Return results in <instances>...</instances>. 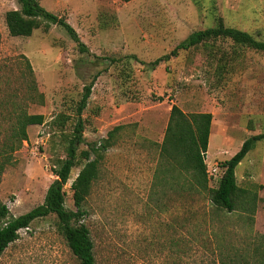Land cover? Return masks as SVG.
<instances>
[{
    "label": "rangeland",
    "instance_id": "obj_1",
    "mask_svg": "<svg viewBox=\"0 0 264 264\" xmlns=\"http://www.w3.org/2000/svg\"><path fill=\"white\" fill-rule=\"evenodd\" d=\"M37 2L71 25L88 51L80 53L57 24L42 26L29 38L11 37L4 15L18 9L19 2L0 0V58L27 57L44 94L43 105L28 110L43 115L44 124L28 128L27 141L1 177L0 200L10 214L18 217L43 203L55 179L54 161L64 148L51 120L60 113L68 116L64 131L71 133L83 85L94 77L81 115L80 150L124 126L104 154L84 204L83 223L97 264H213L218 247L242 254L264 242V139L235 169L237 185L257 196L252 221L239 211L217 217L204 193L163 191L154 178L172 105L185 113L212 115L205 154L210 188L221 175L218 163L231 158L247 138L264 133V53L241 49L233 59L230 42L218 40L216 46L231 59L223 78L215 72L210 48L170 55L190 33L213 27L216 17L264 41V0ZM83 162L64 186L69 210L75 209L70 185ZM0 264L78 263L49 216L19 231Z\"/></svg>",
    "mask_w": 264,
    "mask_h": 264
},
{
    "label": "trees",
    "instance_id": "obj_2",
    "mask_svg": "<svg viewBox=\"0 0 264 264\" xmlns=\"http://www.w3.org/2000/svg\"><path fill=\"white\" fill-rule=\"evenodd\" d=\"M126 2L130 0H124ZM19 8L7 11L4 22L11 37L29 38L33 31L49 24L61 26L77 44L80 53L87 52L75 30L65 20L43 9L37 0H18ZM103 23L105 25L106 21ZM218 40L230 42V53L234 57L241 49L264 53V41L247 31L225 25L222 17H216L213 27L190 33L171 52L187 51L198 46L210 48V58L214 60L215 72L220 78L227 74L229 55L224 48L216 46ZM216 56V57H214ZM169 55L164 56L168 59ZM155 60L153 66L162 59ZM93 79L83 85L81 98L75 106L72 132L66 134L64 128L68 116L60 113L51 120L64 145L63 155L55 159L53 174L55 179L48 186L43 203L29 212L13 217L0 200V257L6 248L18 239L19 231L28 229L38 220L49 216L55 218V228L66 247L78 264H97L94 243L90 231L83 223L84 204L99 173V167L106 151L115 143V134L124 126H116L106 138L92 142L80 150L84 143V121L81 118L93 86ZM44 94L38 91L33 68L27 57L0 58V181L5 169L15 162V153L28 139V128L43 125L45 117L30 114L31 105H43ZM212 115L210 113H185L172 105L169 111L163 139L158 149V160L154 178L156 186L163 191L176 193H204L209 203V211L219 217L223 214L242 212L252 221L256 209L257 196L250 190L237 185L235 169L257 141L264 139V133L253 135L242 143L239 150L228 160L218 163L221 175L216 177V185L209 187L205 154L208 147ZM84 161L79 173L70 185L74 210L65 207L64 186L71 170L79 161ZM252 215V216H251ZM264 238V236H263ZM264 240V239H261ZM246 250V251H245ZM213 264H264V242L256 245L249 253L243 249L219 248L211 255Z\"/></svg>",
    "mask_w": 264,
    "mask_h": 264
},
{
    "label": "crops",
    "instance_id": "obj_3",
    "mask_svg": "<svg viewBox=\"0 0 264 264\" xmlns=\"http://www.w3.org/2000/svg\"><path fill=\"white\" fill-rule=\"evenodd\" d=\"M211 127H212V126H211ZM211 130H212V129L210 128V132H211ZM209 136H210V135H209ZM208 141H209V140H208Z\"/></svg>",
    "mask_w": 264,
    "mask_h": 264
}]
</instances>
